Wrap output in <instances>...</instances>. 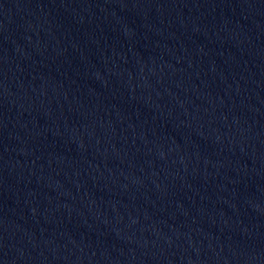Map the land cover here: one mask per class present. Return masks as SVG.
<instances>
[{
    "label": "water",
    "instance_id": "obj_1",
    "mask_svg": "<svg viewBox=\"0 0 264 264\" xmlns=\"http://www.w3.org/2000/svg\"><path fill=\"white\" fill-rule=\"evenodd\" d=\"M0 264H264V0H0Z\"/></svg>",
    "mask_w": 264,
    "mask_h": 264
}]
</instances>
